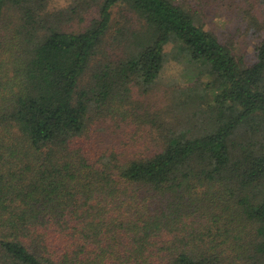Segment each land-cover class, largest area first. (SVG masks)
Here are the masks:
<instances>
[{
    "label": "trees",
    "instance_id": "obj_1",
    "mask_svg": "<svg viewBox=\"0 0 264 264\" xmlns=\"http://www.w3.org/2000/svg\"><path fill=\"white\" fill-rule=\"evenodd\" d=\"M239 1L251 58L189 0H0V264H264V0ZM169 60L172 116L145 97ZM106 121L127 138L95 147Z\"/></svg>",
    "mask_w": 264,
    "mask_h": 264
},
{
    "label": "rangeland",
    "instance_id": "obj_2",
    "mask_svg": "<svg viewBox=\"0 0 264 264\" xmlns=\"http://www.w3.org/2000/svg\"><path fill=\"white\" fill-rule=\"evenodd\" d=\"M72 1L48 0L49 9L67 7ZM189 2L196 4L197 8L204 9L207 18L211 22L209 27H212L226 41L231 42L236 52L248 58L252 57L254 43L259 36L254 34L253 30L247 26L246 10L252 12L256 10L251 7V3L247 4L245 1L240 3L239 0H189ZM125 18H129L133 27H138L139 22L134 14L126 12L120 15V22L124 24ZM181 69L180 64L169 60L159 80L145 96L157 108L170 110L172 107L168 116H172V113L178 110L175 107L176 93L174 89L182 86L186 80L185 77H179ZM134 96L139 98V94L136 92H134ZM94 125H97L99 128L94 131V136L92 135L95 147L101 146L102 142H109L111 138H116L117 136L127 138L124 129L116 128L110 121L97 122Z\"/></svg>",
    "mask_w": 264,
    "mask_h": 264
}]
</instances>
